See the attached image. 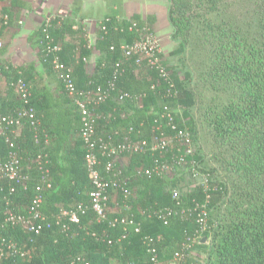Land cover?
Returning <instances> with one entry per match:
<instances>
[{
    "label": "trees",
    "instance_id": "trees-1",
    "mask_svg": "<svg viewBox=\"0 0 264 264\" xmlns=\"http://www.w3.org/2000/svg\"><path fill=\"white\" fill-rule=\"evenodd\" d=\"M168 2L172 36L178 37L174 39L178 48L171 53L184 52L191 38L190 42L210 50L209 63L199 78L213 95L225 98L206 102L197 96L190 87L194 77L189 69L183 79L173 81L168 71L162 76L156 68L140 64L149 70L139 76L126 72L122 63L115 89L91 107L95 135L116 144L135 143L137 149L123 151L119 154L123 161H113L109 174L120 185L114 190L108 187L102 219L91 208L92 184L80 113L51 63L49 47H60V59L70 68L78 88H87L88 82L105 87L117 59L134 61L117 49L121 38L127 42L135 38L127 30L128 21L108 15L110 22L104 30L100 22L91 44L81 19L47 15L30 36L37 42L36 59L17 65L1 58L6 49L1 43L0 113H12L24 105L16 86L22 80L30 86L28 104L35 114L33 125L27 120L14 132L0 135V157L13 151L25 177L14 191L8 180L0 181V223L9 209L25 214L37 193L44 220L38 232L22 223L3 225L0 264H264V0ZM2 14L0 39L11 16L8 9ZM93 49L99 58L87 71L85 60ZM122 92L132 97L119 100ZM197 104L198 119L191 112ZM197 129L210 149L205 154L198 145L193 152L180 154L187 136L197 145ZM161 139L168 141L167 146L152 150ZM173 154L176 162L205 176L192 192L177 198L171 191L175 181L164 172ZM208 154L212 164H208ZM99 160L95 168L105 176L110 157L99 155ZM163 163L168 168L156 173L155 167ZM219 169L226 178L219 177ZM164 187L169 188L164 191ZM139 189L133 198V190ZM166 209L174 213L162 218L159 214H167ZM63 210H76L78 222H68L61 215ZM203 211L206 229L201 230L197 218ZM115 218L132 219L140 230L131 224L110 225ZM145 236L153 240L156 263L150 260ZM208 240L205 256H197L195 247L205 246ZM9 243L15 247L7 248Z\"/></svg>",
    "mask_w": 264,
    "mask_h": 264
},
{
    "label": "built area",
    "instance_id": "built-area-1",
    "mask_svg": "<svg viewBox=\"0 0 264 264\" xmlns=\"http://www.w3.org/2000/svg\"><path fill=\"white\" fill-rule=\"evenodd\" d=\"M127 30L133 32L135 38L131 42H127L122 38L118 42L117 49L124 56L128 58H133L134 62L137 64H146L151 68H156L162 76H167V73L164 67L160 63L159 52V40L155 34L149 28L140 25L134 20H127ZM101 29L106 28V23L110 22V17L106 16L101 20ZM124 31L123 29H120ZM1 45V43H0ZM111 50H116L114 44L110 45ZM49 51L52 53L51 63L56 70L59 72V76L62 79L68 94L73 97L74 103L77 105L80 119L82 121L81 128V138L86 148L85 161L88 166V176L92 184V189L89 193L91 208L96 213L97 219H102L105 217V207L109 199L108 187L117 189L119 183L117 179L111 177L109 171L112 169V164L114 157L119 155L123 151L136 150L137 145L135 143H125L123 142L114 143L110 141H104L102 137L95 135V120L94 113L92 112L91 107L96 106L103 101H105L115 89L116 82L115 79L119 73L122 62L117 59L113 64V77L109 80L107 86L103 87L100 84H93L88 82L87 88L80 89L76 86L75 80L71 75L70 68L66 67L65 64L61 61L59 51L60 47L58 45H51ZM17 91L24 102V105L21 108L16 109L12 113L1 114L0 113V135H3L5 132H14L16 128L21 127L25 121L30 120V123L33 125V119L35 110L28 104L30 96V86L22 80L16 81ZM132 95L122 92L118 95L119 100H124L130 98ZM169 113L167 114V116ZM181 133V132H180ZM8 142L10 147H13V142L6 137L5 139ZM190 139L187 136L185 138V145L189 146ZM168 141L161 139L156 141L155 145L151 147L152 150H162L167 146ZM99 155H107L110 157L105 164V176L100 175L99 171L95 168V165L100 163ZM168 168V164L163 163L159 167H155V172L160 173L162 170ZM146 173H149V170H145ZM43 184L49 187V183L46 181L44 176L41 177ZM6 179L9 181L10 191L15 190L17 184L24 182L25 177L22 175L20 161L17 155L13 151H9L4 157H0V181ZM40 186H37L36 190L39 191ZM125 193H128L127 189H124ZM172 197L177 198V191H172ZM41 195L37 193L34 196L28 210L25 214H18L12 210H8L4 222L0 223V228L3 225L8 223H22L26 229L38 232L42 227V222L44 216L40 213L39 204L41 202ZM166 213H160L159 215L162 218H165V215L174 213L170 209H166ZM61 215L66 218L68 222L76 223L79 220V216L76 210H63ZM206 211H203V214H199L197 218V223L200 225V229H206ZM116 223H123L125 225L131 224L134 227L135 231L140 230V224H135L132 219L126 218H115L112 221H109V224L114 226ZM199 236L196 235L195 238ZM145 241L147 244V252L150 256V260L154 263L157 262V254L155 248L152 246L153 240L145 236ZM13 243L7 244V248H14ZM175 256H179L178 253H175Z\"/></svg>",
    "mask_w": 264,
    "mask_h": 264
},
{
    "label": "crops",
    "instance_id": "crops-1",
    "mask_svg": "<svg viewBox=\"0 0 264 264\" xmlns=\"http://www.w3.org/2000/svg\"><path fill=\"white\" fill-rule=\"evenodd\" d=\"M165 5V1L157 0H0V17L4 9H8L11 15L7 20L4 39H0V43L6 45L5 52L0 57L12 65L35 60L37 42L30 39V36L41 26L47 15L56 14L69 16L74 20L81 19L91 44L94 43L101 20L108 15L124 20L138 18L137 20L147 22L156 31L158 40L162 41L169 31V26H165L167 22L164 24L167 16ZM99 54L94 49L90 52L85 60L87 71L93 69ZM37 67H40V63ZM112 198L115 199L116 194H112Z\"/></svg>",
    "mask_w": 264,
    "mask_h": 264
},
{
    "label": "rangeland",
    "instance_id": "rangeland-1",
    "mask_svg": "<svg viewBox=\"0 0 264 264\" xmlns=\"http://www.w3.org/2000/svg\"><path fill=\"white\" fill-rule=\"evenodd\" d=\"M157 1H162V2L165 1L166 3L165 6L167 8V16H166L164 24H166L167 22V25L165 26L166 27L169 26V31L166 37L162 39V41H159L160 52L158 56L161 60L160 62L161 65L164 67L166 72L168 71L169 76L172 78L173 81H174L173 78H177V80L183 79L185 75V72H184L185 69H189L193 73V77H194L192 84L190 83V87L193 88L197 96L201 95L203 97V100L205 99L206 102H208L210 99H213L214 101L223 100L225 98L224 95H219V96L213 95L212 90L210 89L208 84H206L201 78H199V75L201 73H204L205 67H207L209 63L210 56H211L210 50L199 47V43L190 42L192 40L191 38L184 52L182 53L177 52L174 54L171 53V50L178 48V43L174 41V39L178 37L174 38L172 36L173 29L168 20V10H169L170 4L168 0H157ZM134 21H136L137 23H140L139 20H134ZM142 24L143 26L149 29L151 28L150 24H148L147 22H143ZM150 30H152V32L155 34V36L158 39L159 36L156 34V31H154V28L152 27ZM121 40L122 38L120 39V41ZM119 60L123 63L124 69L128 73H133V74L140 76L144 72H147V70H149L147 67H144L143 65H139L132 60H122L121 58ZM199 107L200 105L198 106L197 104L191 108L192 114L197 119L200 117ZM173 108L175 109L176 112L182 111L180 108L179 109L176 107H173ZM197 131H198V133L196 134L198 138L196 139L197 145L195 143L196 142L195 140L190 142L189 146L181 147L179 151L180 154H189V152H193L195 149H197L198 145L200 146L201 151L203 150L204 153L210 149L209 143H207V146L204 145L200 130L197 129ZM174 157H175L174 154H173V157H168V158L166 157L170 163L169 164L170 167L164 172L167 173L168 176H170V178H172L175 181V187L171 189V191L175 190L177 191L178 196L183 197L189 194L190 192H192L196 188V186H198V184H201L205 176L203 175V173H199V172L195 173L194 171H191L192 169L189 170L183 163L181 164V163L176 162ZM187 157L188 156H186V158ZM206 157L208 160V164H212L210 154L206 155ZM118 158H119V161H123V159L119 155L115 156L114 160H118ZM219 175H220L219 176L220 178H223V179L226 178V173L222 172V170L220 169H219ZM168 188L169 187H164L163 190L166 191ZM140 190L141 189L136 190V191L133 190V193H132L133 198H136L137 191H140ZM209 244H210V240L206 242L205 246L195 247L194 253L197 256L204 257L206 253V249L208 248Z\"/></svg>",
    "mask_w": 264,
    "mask_h": 264
},
{
    "label": "water",
    "instance_id": "water-1",
    "mask_svg": "<svg viewBox=\"0 0 264 264\" xmlns=\"http://www.w3.org/2000/svg\"><path fill=\"white\" fill-rule=\"evenodd\" d=\"M204 240V238H202V241Z\"/></svg>",
    "mask_w": 264,
    "mask_h": 264
}]
</instances>
